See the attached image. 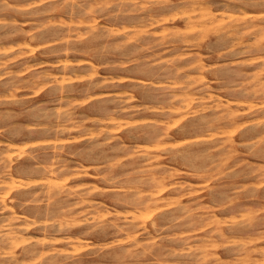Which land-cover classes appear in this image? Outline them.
<instances>
[{
  "label": "rangeland",
  "instance_id": "rangeland-1",
  "mask_svg": "<svg viewBox=\"0 0 264 264\" xmlns=\"http://www.w3.org/2000/svg\"><path fill=\"white\" fill-rule=\"evenodd\" d=\"M0 183V264H264V0H0Z\"/></svg>",
  "mask_w": 264,
  "mask_h": 264
},
{
  "label": "bare ground",
  "instance_id": "bare-ground-1",
  "mask_svg": "<svg viewBox=\"0 0 264 264\" xmlns=\"http://www.w3.org/2000/svg\"><path fill=\"white\" fill-rule=\"evenodd\" d=\"M189 2H190V1H189ZM200 3H201V1H200ZM204 5H205V3H204ZM202 6H203V5H202ZM202 6H201V7H202ZM191 7H192V6H191ZM209 9H210V8H209ZM207 10H208V9H207ZM208 11H210V10H208ZM202 12H203V9H202ZM202 12H201V13H202ZM201 13H200V14H201ZM211 13H212V12H211ZM203 14H204V13H203ZM202 18H203V17H202ZM204 18H205V17H204ZM191 20H192V19H191ZM160 39H161V38H160ZM196 63H197V62H196ZM188 81H189V79H188ZM195 81H196V80H195ZM179 108H180V107H179ZM252 108H253V107H252ZM180 109H181V108H180ZM257 121H258V119H257ZM221 130H222V128H221ZM233 131H234V130H233ZM233 131H232V132H233ZM214 134H215V133H214ZM214 134H213V135H214ZM214 136H215V135H214ZM210 137H212V136H210ZM11 177H12V176H11ZM54 181H55V180H54ZM12 182H13V181H12ZM48 182H49V181H48ZM51 182H52V180H51ZM0 184H1V183H0ZM4 184H6V183H4ZM11 186H13V185L11 184ZM57 187H58V186H57ZM8 188H9V187H8ZM159 191H161V190H159ZM159 191H158V192H159ZM151 194H152V193H150V195H151ZM70 195H71V194H70ZM151 196H153V194H152ZM152 201H153V199H152ZM5 203H6V202H5ZM5 205H6V204H5ZM145 211H146V210H145ZM59 226H60V225H59ZM205 226H206V225H205ZM9 227H11V226H9ZM7 231H8V230H7ZM7 231H5V232H7ZM14 231H15V230H14ZM11 232H13V230H11ZM218 232H219V231H218ZM6 234L8 235V233H6ZM18 234H19V233H18ZM220 234H221V233H220ZM15 240H16V239H15ZM27 240H28V239H27ZM23 241H24V240H23ZM41 241H42V240H41ZM204 243H205V242H204ZM213 244H214V243H213ZM17 246H18V244H17ZM2 248H3V247H2ZM10 249H12V248H10ZM57 250H58V249H57ZM42 252H43V251H42ZM10 254H11V253H10ZM212 254H213V253H212ZM206 256H208V255H206ZM40 259H41V258H40Z\"/></svg>",
  "mask_w": 264,
  "mask_h": 264
}]
</instances>
